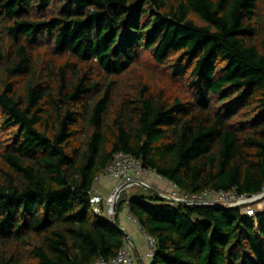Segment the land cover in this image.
<instances>
[{"label":"trees","instance_id":"obj_1","mask_svg":"<svg viewBox=\"0 0 264 264\" xmlns=\"http://www.w3.org/2000/svg\"><path fill=\"white\" fill-rule=\"evenodd\" d=\"M142 50L189 94L143 76L116 93ZM0 134V264L114 258L126 238L90 198L118 151L184 194L259 192L264 0H0ZM136 186L116 210L154 238L145 264H264V210Z\"/></svg>","mask_w":264,"mask_h":264},{"label":"built area","instance_id":"obj_2","mask_svg":"<svg viewBox=\"0 0 264 264\" xmlns=\"http://www.w3.org/2000/svg\"><path fill=\"white\" fill-rule=\"evenodd\" d=\"M149 172L150 171L148 169L143 167L140 158L121 151L116 152L105 170H103L96 177L97 179L103 176L111 177L115 180V185L106 196L96 193L91 195L90 202L93 212L98 215L103 214L107 216L111 222H113V204L117 203L120 193L123 190L121 187L123 185H126V187L140 185L139 182L148 183L146 176ZM156 177L162 180L160 175L156 174ZM164 193L176 198L177 200H181V202L178 203L189 205L218 206L219 204L235 205L237 203H243L241 208L244 213L249 216H254L256 211L264 210V181L261 186V190L254 194H239L235 191V189H204L198 193L184 194L178 190L174 184L170 188L166 189ZM253 199H255V201L251 202ZM126 213L127 218L132 222H135L141 230L136 220L128 213L127 208ZM143 235L147 242L146 256L150 257L154 251V238L144 232ZM127 247L128 242L126 241L114 258L110 260L99 258L90 264H134L135 258L128 253Z\"/></svg>","mask_w":264,"mask_h":264},{"label":"rangeland","instance_id":"obj_3","mask_svg":"<svg viewBox=\"0 0 264 264\" xmlns=\"http://www.w3.org/2000/svg\"><path fill=\"white\" fill-rule=\"evenodd\" d=\"M51 43L43 42L41 46L39 47L40 49L38 52L40 53L41 60L45 62H49L53 57L54 60L57 58L59 60L62 58L60 55H55L54 52H52V47ZM168 71V70H167ZM166 69L163 68V66L157 65L153 59L151 58V55L149 54L148 51L142 50L140 52V55L137 59V61L134 63V67L130 71V73L126 74V77H116L115 82V92H122L123 90V85L124 80L128 81L129 79L131 80L132 78H136V76H143L145 79H148L150 82L156 85H161V86H168L170 87V92L173 94H181L182 96H186L189 94L188 88L186 86V78L180 77V78H172L168 75ZM91 75L93 78H101V80H106L107 78L101 77V73L98 71L96 67H93V72H91ZM129 80V81H130ZM124 92V91H123ZM2 140V135L0 134V143H3ZM172 184V183H171ZM96 186V183L95 185ZM126 192L133 194L136 193L137 190H140L139 187L136 185H133L131 187H127ZM144 192V191H143ZM143 194H148V192H145ZM121 223V222H120ZM122 224V223H121ZM128 228V227H127ZM126 228V229H127ZM130 230V228H128ZM129 230H127L129 232ZM135 264V262H134Z\"/></svg>","mask_w":264,"mask_h":264},{"label":"crops","instance_id":"obj_4","mask_svg":"<svg viewBox=\"0 0 264 264\" xmlns=\"http://www.w3.org/2000/svg\"><path fill=\"white\" fill-rule=\"evenodd\" d=\"M147 180L159 188H169L171 183L167 180H159L155 174L148 173ZM96 186H94L93 192L106 196L110 193L111 189L115 185V180L108 176L100 177L96 180ZM126 210L122 212L119 216V220L125 228H130V240H128L127 251L135 258V264H145L147 263L146 251H147V242L143 235V232L138 228L135 222H132L127 218Z\"/></svg>","mask_w":264,"mask_h":264},{"label":"water","instance_id":"obj_5","mask_svg":"<svg viewBox=\"0 0 264 264\" xmlns=\"http://www.w3.org/2000/svg\"><path fill=\"white\" fill-rule=\"evenodd\" d=\"M139 184L145 188L146 190H148L149 192H151L152 194H154L155 196H157L158 198L160 199H164V200H167V201H174V202H181V200H177L176 198L164 193L163 191H161L160 189H158L155 185H152V184H149L147 182H139ZM126 188V185H123L121 187V189H124ZM255 201V199L251 200V202ZM243 205V203H237L235 205H224V204H219L218 206L219 207H222V208H225V209H230L232 207H235V208H239ZM113 212H114V215H113V224L123 233V235L125 236V238L127 239H130V234L129 232L127 231V229L121 225L119 223V220H118V215H117V210H116V203L113 204Z\"/></svg>","mask_w":264,"mask_h":264},{"label":"clouds","instance_id":"obj_6","mask_svg":"<svg viewBox=\"0 0 264 264\" xmlns=\"http://www.w3.org/2000/svg\"><path fill=\"white\" fill-rule=\"evenodd\" d=\"M149 173L155 174V176H156V173H155V172H149ZM146 177H147V176H146ZM98 179H99V178H98ZM146 179H147V178H146ZM158 179H159V178H158ZM96 180H97V178H96ZM159 180H160V179H159ZM162 180H165V179L162 178ZM147 181H148V180H147ZM148 183L151 184L149 181H148ZM170 183H171V182H170ZM172 185H173V183L171 184V186H172ZM132 186H133V185H132ZM138 186H141V185H138ZM171 186H170V187H171ZM129 187H131V186H129ZM156 187H157V186H156ZM170 187H169V188H170ZM126 188H127V187H126ZM126 188H124V189H126ZM157 188L160 189V190L163 191V192L167 189V188L165 189V188H162V187H161V188L157 187ZM124 189H123V190H124ZM121 192H122V191H121ZM93 193H94V192H93ZM120 194H121V193H120ZM166 201H167V200H166ZM169 202H171V201H169ZM172 202H174V201H172ZM116 204H117V203H116ZM125 210H126V209H125ZM117 215H118V214H117ZM102 216H105V215L102 214ZM106 217H107V216H106ZM118 220H119V217H118ZM112 223H113V222H112ZM119 223H120V220H119ZM120 224H121V223H120ZM128 240H130V239H127V238H126V241H127V242H128Z\"/></svg>","mask_w":264,"mask_h":264}]
</instances>
